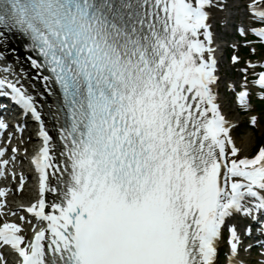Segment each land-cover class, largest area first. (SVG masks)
<instances>
[{
	"label": "snow or ice",
	"instance_id": "snow-or-ice-1",
	"mask_svg": "<svg viewBox=\"0 0 264 264\" xmlns=\"http://www.w3.org/2000/svg\"><path fill=\"white\" fill-rule=\"evenodd\" d=\"M226 33L264 46V0H0V98L24 117L0 133L39 140L35 195L0 223L15 264H264V139L237 140L220 91L227 44L235 100L264 98V47Z\"/></svg>",
	"mask_w": 264,
	"mask_h": 264
},
{
	"label": "rangeland",
	"instance_id": "rangeland-1",
	"mask_svg": "<svg viewBox=\"0 0 264 264\" xmlns=\"http://www.w3.org/2000/svg\"><path fill=\"white\" fill-rule=\"evenodd\" d=\"M217 33L218 34L222 33L221 28ZM227 67H228V70L226 71V73H228L227 76H229L230 75L229 71H232L233 69L229 65V63L228 64L225 63L224 68H227ZM233 77H234L233 81H237L239 79L238 73H236L234 71ZM227 94H229V93H227ZM231 98H232L231 96L227 97V95L224 98V109L227 111V113L229 114L230 117H232L233 119H235L236 121L239 122L238 128H236L235 132H234L235 137L238 139L243 133H246V134L251 133L256 138L257 143H259V140L264 139V103L262 104L263 106H261L262 108L256 110L255 112H250V113H247L245 115H239L236 113V107H235V105H233L234 103H231V101H230ZM229 103H231V104H229ZM255 107H256V105H255ZM255 109H257V108H255ZM250 114L257 115V117L259 119V123H260L259 127H255V126H252L250 124V119H249ZM246 116H247V118H246ZM243 124H247V127L243 126Z\"/></svg>",
	"mask_w": 264,
	"mask_h": 264
},
{
	"label": "bare ground",
	"instance_id": "bare-ground-1",
	"mask_svg": "<svg viewBox=\"0 0 264 264\" xmlns=\"http://www.w3.org/2000/svg\"><path fill=\"white\" fill-rule=\"evenodd\" d=\"M25 53L23 52V50H21V53H20V64L25 67V68H29L30 66L28 65V63L26 61H24L23 57H24ZM13 58L10 56L9 57V61L8 62H12ZM0 63H3V61H0ZM15 69V71L17 72L18 71V68L16 65H14L13 67ZM35 79V77H33ZM230 119H233V118H230ZM235 119H233L234 121ZM251 134V133H250ZM249 134H246V133H243L237 140L240 141V140H243L245 137H247Z\"/></svg>",
	"mask_w": 264,
	"mask_h": 264
}]
</instances>
